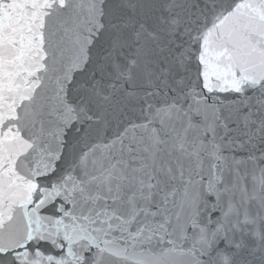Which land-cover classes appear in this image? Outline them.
Masks as SVG:
<instances>
[{
    "label": "water",
    "instance_id": "obj_1",
    "mask_svg": "<svg viewBox=\"0 0 264 264\" xmlns=\"http://www.w3.org/2000/svg\"><path fill=\"white\" fill-rule=\"evenodd\" d=\"M107 264H264V0H53Z\"/></svg>",
    "mask_w": 264,
    "mask_h": 264
}]
</instances>
